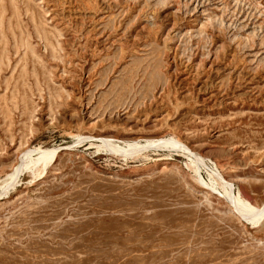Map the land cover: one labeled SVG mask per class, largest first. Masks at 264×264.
Listing matches in <instances>:
<instances>
[{
    "label": "rangeland",
    "instance_id": "obj_1",
    "mask_svg": "<svg viewBox=\"0 0 264 264\" xmlns=\"http://www.w3.org/2000/svg\"><path fill=\"white\" fill-rule=\"evenodd\" d=\"M210 173L264 203V0H0V264H264Z\"/></svg>",
    "mask_w": 264,
    "mask_h": 264
},
{
    "label": "bare ground",
    "instance_id": "obj_2",
    "mask_svg": "<svg viewBox=\"0 0 264 264\" xmlns=\"http://www.w3.org/2000/svg\"><path fill=\"white\" fill-rule=\"evenodd\" d=\"M104 144H106L109 147H116L120 150L126 149L122 146H118L115 145L113 143H111L110 141H106L103 140ZM170 147H175V148H179L183 151H187L186 147L183 146H178L177 143H169ZM150 145V144H148ZM143 148H145V146H130L127 147V149H132L135 152H139L140 150H142ZM59 149L56 148H52V149H38V153L39 155L37 157H28L25 160L21 161V163L17 166H15L14 169V174L17 173L19 170L23 169V168H31L34 166V168H38V167H43L45 165L44 160L46 158H48V156L50 157H54L58 154ZM191 155V163L192 165H194V167L196 169H198V165H204L206 166V163L204 161V159L198 155ZM209 168V167H208ZM217 171V169H214ZM218 172V171H217ZM7 175L6 179L3 181L4 185L2 187V189H5L10 181V179L12 178V176L14 175ZM217 174V173H216ZM210 175V185L211 187H214L215 183L221 182L223 185H225L228 188V197L232 203V208L231 211L233 212H238L240 214V216L243 219L246 220H255V221H259L261 219V217L264 215V203L261 206H257L255 204H253L252 202H250L248 199H245L242 197L240 191L238 190L236 194H233L231 191V186L230 184H228V182L226 183L223 179V177L219 174L218 175H213L212 173L209 174ZM260 218V219H259ZM258 219V220H256Z\"/></svg>",
    "mask_w": 264,
    "mask_h": 264
}]
</instances>
